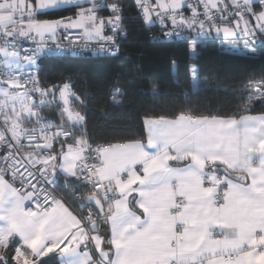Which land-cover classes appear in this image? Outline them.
I'll return each instance as SVG.
<instances>
[{"label":"snow or ice","instance_id":"snow-or-ice-1","mask_svg":"<svg viewBox=\"0 0 264 264\" xmlns=\"http://www.w3.org/2000/svg\"><path fill=\"white\" fill-rule=\"evenodd\" d=\"M135 5L145 24L160 22L163 39L195 33L193 53L197 38L215 33L232 50L243 40L255 54L249 45L264 36V0ZM71 8L74 17L37 19ZM122 20L123 5L107 0H0V264H48L57 250L60 264H264V112L146 117L147 145L93 146L71 85L41 84L42 56L118 51ZM69 29L83 30L78 45L59 42ZM190 72L198 83V69ZM245 87L241 111L250 113L254 101L264 104V80ZM45 109L56 110L59 123ZM73 183L86 215L55 194Z\"/></svg>","mask_w":264,"mask_h":264},{"label":"trees","instance_id":"trees-1","mask_svg":"<svg viewBox=\"0 0 264 264\" xmlns=\"http://www.w3.org/2000/svg\"><path fill=\"white\" fill-rule=\"evenodd\" d=\"M123 5L122 25L126 30L116 55L42 56L39 78L42 85L69 83L80 97L73 108L85 117L81 126L93 145L104 142L139 140L144 137L145 117H175L180 112L196 115H239L249 96L246 85L255 87L264 80V46L257 45L255 54L233 52L213 39H197L195 53L191 41L158 40L152 28L144 23L134 0H107ZM75 8L64 9L40 18L70 16ZM105 16L108 10H102ZM219 48L217 65L212 49ZM198 69L199 81H192L190 65ZM195 84V86H194ZM119 90L113 102V89ZM122 94V95H121ZM254 111L264 112V104L254 101ZM48 118L59 123L56 110L45 109ZM57 149L59 145H56ZM59 183L64 184L61 180ZM76 184L56 191L74 210L81 211V201L73 196ZM78 191L86 192V188ZM48 264H59L56 254Z\"/></svg>","mask_w":264,"mask_h":264},{"label":"built area","instance_id":"built-area-1","mask_svg":"<svg viewBox=\"0 0 264 264\" xmlns=\"http://www.w3.org/2000/svg\"><path fill=\"white\" fill-rule=\"evenodd\" d=\"M150 2L152 3V0H150ZM192 2L193 3H196V0H192ZM134 5H135V0H134ZM86 6H88V5H86ZM135 8L137 9L136 5H135ZM138 11L140 12V10H138ZM199 11L203 12V8L201 7L199 9ZM109 14L110 13L108 11V14L105 15V17L108 16ZM185 15H191L190 10H188L187 8H185ZM147 26H149V27L152 28V32H151L152 38L158 39V40H163V41H168L167 39H163L162 38L163 37V31H164V29L162 28V26H161V24H160V22L158 20L154 24L147 25ZM170 28H171V24L169 22V29ZM82 32H83L82 29H69L67 32L61 30V32L59 34V42L62 43V44H64V45H69V41L71 40L74 45H78L79 44L80 37L82 35ZM125 34H126V30H125V28L122 25V35H121L120 39L122 37H124ZM185 35L188 37V41H192V37L195 36L196 34L195 33L188 32V33H185ZM65 36H68V39H64ZM120 39L118 41L119 46H120ZM197 39H213V40H216L218 42V40L220 38H215V33H213V35L211 37H207V38H197ZM170 40H177V39L176 38H172ZM182 40H184V39H182ZM261 40H264V36H258L257 37V41L258 42L255 45H249V47L251 48V47H256L257 45H262V44L259 43V41H261ZM22 43H23L25 49L33 46L30 41H23ZM262 46H264V45H262ZM53 47H54V45H53ZM236 47H237V49H239L238 50L239 52H245L243 50L244 49V42H243V40L238 41L236 43ZM118 51H119V49H118ZM118 51H116L114 54H106V55L113 56V55H116L118 53ZM82 53H91V54H94V55H98V54L93 53L90 49L89 50H84V51H77V52L66 51L62 55H66V54L67 55H78V54H82ZM48 56H51V55H48ZM62 84L63 83H57V82H55V83H51V84L45 85V86L50 87L52 85H62ZM57 97H58V92H57ZM77 103L78 104H81V100H78ZM73 105L74 104L72 103V107H73ZM109 143H112V142H104V143H100V144L106 145V144H109ZM93 146H95V145H93ZM8 179L10 180L11 177H8ZM16 186L19 187V181L18 180L16 181ZM55 194L58 197L62 198L63 201L65 202L64 198L57 191L55 192ZM27 207H34V205L30 201H28V203L26 205V208ZM74 211H75V213H76L77 216H80L82 214L83 215H86L88 209L87 208H84L83 209V212L77 211V210H74Z\"/></svg>","mask_w":264,"mask_h":264},{"label":"crops","instance_id":"crops-1","mask_svg":"<svg viewBox=\"0 0 264 264\" xmlns=\"http://www.w3.org/2000/svg\"><path fill=\"white\" fill-rule=\"evenodd\" d=\"M33 2H34V0H33ZM152 3H155V0H152ZM85 7H87L86 5H85ZM76 9H75V12L72 14V15H70L71 17H74L75 16V13H76ZM70 16H60V17H55V18H40V17H38L37 16V19H40V20H44V19H59V18H61V17H70ZM218 43H224L225 44V49H227V50H230V51H233V52H239V51H234V50H232L231 49V47H230V44H231V41H225L224 40V38H223V36H221L220 37V39L218 40ZM212 59H213V62L217 65V61H218V54H219V48H213L212 50ZM191 53L193 54V52H192V49H191ZM193 66H195V65H190V69L193 67ZM196 67V66H195ZM191 76H192V74H191ZM192 81H193V78H192ZM193 83H194V81H193ZM261 112H250V113H241V114H253V115H257V114H260ZM241 114H239V115H241ZM238 116V115H237ZM157 117H160V116H156V117H150V118H157ZM165 117H167V116H165ZM146 118V117H145ZM145 118H144V120H143V125H144V137L142 138V139H139V140H128V141H122V142H114V143H112V144H126V143H130V142H133V141H141L143 144H145V145H147V140H148V131H147V128L145 127V123H144V121H145ZM167 118H169V119H172V118H174V117H167ZM149 150H151V149H149ZM172 166H179L176 162H169ZM135 167V169L138 171V173L139 174H141L142 175V165H140V164H137V165H135L134 166ZM61 180H63L64 181V179H63V177H61ZM27 203H28V201H25V207H26V205H27ZM65 204H66V206L67 207H69V209L71 210V211H73V213L74 214H76L75 213V211H74V209H72L66 202H65ZM137 211H139L138 209H137ZM102 228H104L105 226H101ZM107 235H110V232H107ZM61 247H63V245L61 246ZM54 254H56L57 255V257H58V259H59V264H60V257H59V254H58V250H57V253H54ZM50 255V254H49Z\"/></svg>","mask_w":264,"mask_h":264},{"label":"rangeland","instance_id":"rangeland-1","mask_svg":"<svg viewBox=\"0 0 264 264\" xmlns=\"http://www.w3.org/2000/svg\"><path fill=\"white\" fill-rule=\"evenodd\" d=\"M75 109V108H74ZM76 111H79V110H77V109H75ZM57 112V111H56ZM58 113V112H57Z\"/></svg>","mask_w":264,"mask_h":264}]
</instances>
